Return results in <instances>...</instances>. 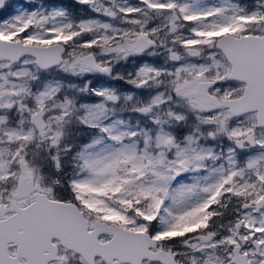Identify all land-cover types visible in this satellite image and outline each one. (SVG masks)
I'll list each match as a JSON object with an SVG mask.
<instances>
[{
	"label": "snow or ice",
	"instance_id": "6c2138e0",
	"mask_svg": "<svg viewBox=\"0 0 264 264\" xmlns=\"http://www.w3.org/2000/svg\"><path fill=\"white\" fill-rule=\"evenodd\" d=\"M0 264H264V0H0Z\"/></svg>",
	"mask_w": 264,
	"mask_h": 264
},
{
	"label": "rangeland",
	"instance_id": "374dc122",
	"mask_svg": "<svg viewBox=\"0 0 264 264\" xmlns=\"http://www.w3.org/2000/svg\"><path fill=\"white\" fill-rule=\"evenodd\" d=\"M13 2H19V0H13Z\"/></svg>",
	"mask_w": 264,
	"mask_h": 264
}]
</instances>
